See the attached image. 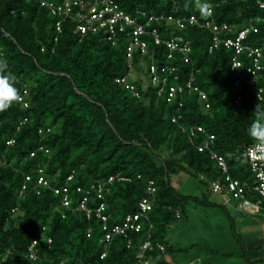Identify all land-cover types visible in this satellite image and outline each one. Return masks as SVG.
Here are the masks:
<instances>
[{
    "label": "trees",
    "instance_id": "trees-1",
    "mask_svg": "<svg viewBox=\"0 0 264 264\" xmlns=\"http://www.w3.org/2000/svg\"><path fill=\"white\" fill-rule=\"evenodd\" d=\"M116 1L139 22L144 18L136 14L137 8L174 16L195 14L201 22L214 19L229 24L233 30L223 35L235 36L254 21L255 30L244 43L263 46L264 8L256 0H208L212 12L205 16L199 12L200 0ZM59 18L37 0H0V72L15 75L19 96L28 103L24 107L17 100L0 110V264H133L146 240L153 245L147 257L158 254L159 243L166 252L172 223L189 218L187 200L217 205L207 201L205 191L201 196L180 193L174 183H181V172L199 177L206 190L219 181L222 193L225 173L217 158L210 156L211 150L224 159L232 177L250 178L245 150L259 141L247 129L257 118L256 106L264 107V70L250 82L246 51L239 55L243 66L231 69L233 49L223 44L210 51L213 40L208 29L195 25L180 29L154 21L151 27L161 32V38L174 33L190 42L189 62L180 53L167 60L165 45H156L144 35L157 64L178 66V82L192 76V83L208 96L206 107L197 93L186 91L185 103L178 107L177 101L166 100V90L158 94L151 83L146 69L149 54L136 52L129 59L123 37L113 46L102 29L82 35L73 18L62 21L59 31ZM133 71L138 76L131 78ZM124 76L134 90L117 81ZM168 83H174L172 77ZM197 126L205 132L189 136ZM210 134L213 142L198 150ZM9 137L15 139L11 145L6 143ZM39 145L48 151L38 150ZM33 150L36 153L30 156ZM39 167L50 187L40 186L37 193L32 187ZM110 176L113 181L107 183ZM150 180L155 187L152 194L147 192ZM97 182L105 184L102 198L90 187ZM64 185L68 188L64 194L71 197L69 207L62 204L63 194L51 188ZM78 186L82 192L76 190ZM84 196L91 213L78 207ZM143 198L152 206L148 217L141 219L142 229L129 231L127 237L115 236L105 258H100L105 230L94 209L104 201L103 214L112 226L138 212ZM232 202L231 198L228 204ZM229 225L235 232L234 223ZM235 238L244 258L240 264L264 260L250 256L251 248L238 232Z\"/></svg>",
    "mask_w": 264,
    "mask_h": 264
},
{
    "label": "built area",
    "instance_id": "built-area-1",
    "mask_svg": "<svg viewBox=\"0 0 264 264\" xmlns=\"http://www.w3.org/2000/svg\"><path fill=\"white\" fill-rule=\"evenodd\" d=\"M41 7L47 8L50 13L54 15H60L56 22L57 30H61L62 21L67 18H73L76 22V28L80 33L86 34L89 30H103L107 39L110 41L111 45L116 46L120 43L122 37L125 39V50L126 55L129 59L133 57L136 52H140L141 55L149 54L150 61L146 69H148L150 81L153 85L157 87L158 94H161L166 90V100L168 102L178 103V107L183 106L182 95L186 91L190 93H197L200 101L204 102L205 106H209L207 93L192 83V76L184 83H179L180 72H178L179 67L176 65L163 64L159 66L154 58V53L149 47L148 41L145 39L144 35H150L152 41L156 44H164L166 47V57L167 60L173 59L176 53H180V56L184 62H189V51L190 42L188 39L180 34L170 33L166 37L161 38V32L155 28L151 27L152 22H165L172 23L176 27L183 29L187 26H198L208 29L212 32V44L210 45V51L219 45H223L226 48H232L234 51L231 63V69L243 66V61L239 58V55L246 51V57L249 60V64L246 67L247 73L250 77V82L256 80L261 72L264 70V42L262 47L250 46L244 43V39L247 34L255 30L254 21H249V23L242 29L237 31L234 35H223L222 32H231L233 28L227 23H217L214 19H206L201 22L195 14L174 16L167 15L165 13H156L153 11H147L145 9L137 8L136 14L144 18L143 22H139L137 16H132L131 13H126L116 0H64L62 3L55 2L54 0H37ZM260 7L264 8L263 0H256ZM90 4V6L88 5ZM210 6V5H209ZM210 11L212 12L211 8ZM264 21V18H262ZM222 34V35H221ZM235 66V67H233ZM173 78L174 83H168L169 78ZM128 76L120 77L117 81L125 83L127 87L134 90V85L128 82ZM168 83V84H167ZM135 95L139 96V93L135 91ZM257 96L261 97V89L257 91ZM24 95H20L18 101L22 102L24 107H27L28 103L24 100ZM26 118L20 123L24 122ZM175 121V117H173ZM40 131V130H39ZM49 131V128L47 129ZM205 132L202 126H197L196 130L194 127L190 130L189 136L193 137L196 132ZM209 139L203 144L198 146V150L207 149L209 144L213 142L214 136L212 134L208 135ZM14 137H9L6 140L8 145L14 143ZM38 150L48 151L42 145L37 147ZM210 156L217 158L218 163L223 168L225 173V183L226 190L228 194L223 197V204H228L232 199L237 202V209H243L245 206H254L258 208L261 206L264 200V144L256 142L248 146L245 150V159L248 164V170L250 173L249 179H239L232 177L227 170V165L215 152L209 150ZM35 151L30 152V156L35 155ZM43 168H38V177L36 183L33 185L37 193H39V187L46 186L50 187L49 181L41 173ZM26 180L31 179V176L27 173L25 175ZM114 176H110L107 179V183L113 181ZM70 181L72 180L71 175L67 177ZM91 188L95 189L98 197L102 198V191L105 190L104 182H97V184H92ZM56 194H63L62 204L69 207L71 203V197L64 192H68V188L64 185L62 188L57 186L51 187ZM25 186L20 190L22 194L25 190ZM211 189L213 192L221 193L223 185L219 181H214L211 183ZM77 191L82 192L83 188L78 186ZM87 190V189H86ZM155 191L153 186V181H149L147 187V192L152 194ZM88 192V190L86 191ZM255 195L258 197L256 201H253L251 197ZM87 196H84L78 207L91 213V209L87 207ZM151 201L148 198H143L139 202V211L134 214L127 215L121 222L116 223L112 226L109 225L108 215L103 214L105 203L104 201L96 207L95 213L102 220V226L104 234L100 238V242L104 244V250L100 254V258H105L110 245L115 236L123 235L128 236L129 231H140L142 229L141 219H146L148 217V210L151 209ZM35 242V241H34ZM33 242V243H34ZM131 240L128 238L127 245L129 246ZM156 247L159 248L158 254L156 256H146L148 250L153 249V245L150 240H146L140 246L139 251L135 258L133 264H161L162 255L165 253V246L162 244H157ZM29 256L35 258L34 252H30Z\"/></svg>",
    "mask_w": 264,
    "mask_h": 264
},
{
    "label": "rangeland",
    "instance_id": "rangeland-1",
    "mask_svg": "<svg viewBox=\"0 0 264 264\" xmlns=\"http://www.w3.org/2000/svg\"><path fill=\"white\" fill-rule=\"evenodd\" d=\"M136 76H138L137 73L133 71L131 78ZM140 76L144 77L143 79L146 78L142 74ZM178 176L182 181L174 184L178 185L180 193L190 195L195 192L194 195L201 196L205 191L207 201L217 205H203L198 200H187L189 218L176 219L169 228L165 242L167 251L162 255V264H240L243 262L244 258L240 254L235 232H238L244 240V233H242L244 221L247 223L254 218L258 222L257 225H264V205L261 204L259 208L247 206L244 210L238 211L235 200L231 204H222V198L228 193L227 190L224 189L222 193L212 192L210 184L206 190L199 177L185 176L183 172ZM251 199L256 201L258 197L253 195ZM232 222L236 228L235 232L229 225ZM253 255L254 253H250V256ZM253 264H264V260Z\"/></svg>",
    "mask_w": 264,
    "mask_h": 264
},
{
    "label": "clouds",
    "instance_id": "clouds-1",
    "mask_svg": "<svg viewBox=\"0 0 264 264\" xmlns=\"http://www.w3.org/2000/svg\"><path fill=\"white\" fill-rule=\"evenodd\" d=\"M198 8L201 16L211 14L208 0H200ZM18 99L19 92L16 86L15 75L11 72H0V110L8 108ZM261 104L262 103L258 104L254 110L257 114V118L252 120L249 124L247 133L250 137L264 144V107H262Z\"/></svg>",
    "mask_w": 264,
    "mask_h": 264
},
{
    "label": "crops",
    "instance_id": "crops-1",
    "mask_svg": "<svg viewBox=\"0 0 264 264\" xmlns=\"http://www.w3.org/2000/svg\"><path fill=\"white\" fill-rule=\"evenodd\" d=\"M243 222L242 233H244V240L246 246L251 248L250 253H254L251 256L253 259L264 258V225L258 224L254 218L247 223ZM263 226V227H262ZM246 230V231H245ZM260 230V231H259ZM258 231V235H256Z\"/></svg>",
    "mask_w": 264,
    "mask_h": 264
}]
</instances>
